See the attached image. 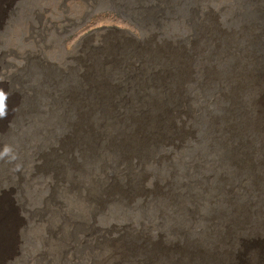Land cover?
Returning a JSON list of instances; mask_svg holds the SVG:
<instances>
[{"label":"rangeland","instance_id":"1","mask_svg":"<svg viewBox=\"0 0 264 264\" xmlns=\"http://www.w3.org/2000/svg\"><path fill=\"white\" fill-rule=\"evenodd\" d=\"M55 1L18 0L17 3H9V6L5 8L3 3L0 4V10L4 12L0 29V55L6 53L5 64L0 62V68L3 65H10L6 66V71L0 69V76L3 75L0 82H2L3 91L12 85L11 87L18 88L21 93L24 92L23 96L20 94L13 109L9 106L5 110L6 106L1 104L4 112L1 116L8 121L7 132L11 131L6 144L8 159L15 160L21 135L31 131L37 133L45 131L44 122L56 120L61 124L53 128L52 136H59L74 126L71 134L73 133L75 139H81V145L83 144L85 149L92 147L94 138L97 136L107 137L109 143L113 139L116 142L113 146H109L108 143L110 154L101 153L99 157L91 161L90 159L81 161L79 156L83 153L78 148L79 155L73 158L78 160L79 169L83 167L87 171L88 177L86 176V180H82V185H79L70 176L69 180L72 181H69L68 187H57V198L63 204V208L58 209L62 212L59 221L57 218L59 215L54 207L48 206L45 200H40L41 190L37 194L35 187L30 188L25 185L20 189L24 207H19L18 212L22 215L24 225L23 228L22 222L21 226L19 225L18 240L13 245V248L18 247V258L13 257L8 264L108 263L106 259L108 250L105 251L100 247L105 240L109 239V237L106 239L105 236L102 237L104 228H106L105 234L115 237L112 232H107L111 223L117 225L119 230L125 227L122 234L143 241L148 264L154 263L148 258L154 246H150L151 241L147 244L144 240L132 237L130 232L144 229L147 233L149 232L148 236L151 239L159 241L158 245L164 243L166 249L178 247L187 252L191 260L197 262L204 260L206 264H212L209 260L211 253L225 250L230 245L231 238H227V242H220V237L230 231L223 221L231 226L232 219H238L244 207L251 208L253 203L254 206L252 205L249 209L252 215L257 212L252 210L254 207L264 208V160H262L264 159L262 150L264 149V124H261L260 114L252 120L248 118L254 101L257 98L258 101L262 100L264 96V81L261 83L255 78V84L251 88L239 91L238 96L235 91L241 73L245 74L252 66L254 70L256 67L252 64L256 61L253 62L249 57V44L240 37L248 30L233 22L236 20L241 24L240 20L233 18L227 23L224 19L225 14L218 13L223 30V35H220L221 41L211 32L205 35L206 27L201 29L202 33L198 36L194 34L199 30H192L190 34L189 29L182 26L183 19L179 22L174 21V12L169 15L173 10L183 12L184 8L195 3L192 7L199 8L196 13L197 22L204 27L206 26L204 12L211 7L214 10L217 8L215 7L217 4L211 5L210 0H176V8L173 6V10L165 0L166 4L161 3L162 14L169 18L168 21L163 19V15L157 18V23L160 24L158 29H156L157 25L150 21L154 20L153 15L142 11L133 2L130 3L128 0L103 2L101 0L102 2L97 3L83 20H79V24H74L76 26H72L62 37L60 34L68 27L63 31L64 27H50L51 32L44 37V44L40 46L41 50L35 47L33 52H29V45L32 44L26 39L25 24L30 13L34 9L42 8ZM111 1L122 7L125 6V12L138 20L142 26L141 29L130 16L110 7L105 8ZM203 2L209 5L202 9L203 18H201L200 9L204 5ZM11 7L15 8L11 10L12 12L9 11ZM70 10L74 16L81 9L77 5ZM240 28V31L234 30ZM60 31L62 32L59 33ZM246 37L248 39L247 35ZM216 40L221 43H216ZM60 45L70 52H64ZM241 47L248 53L238 52ZM9 52H14L11 53L12 56H18V58L10 57ZM21 53L30 55L28 66L20 61ZM262 55L264 50L259 49L258 56ZM164 62L167 64L165 65ZM169 100L171 102L168 103ZM241 103L244 107L242 110L247 112V116L234 112L235 104L238 106ZM159 114L166 115V118L170 119V129L166 136L173 138L180 145L171 149L169 143L170 145L163 149L162 146L158 149L161 159L158 155L156 159L159 163L156 159L150 163V174L159 185L163 188L166 186L167 191L161 196L162 198L153 196L151 190H154V186L148 185L144 190V197L143 194L135 193L136 187L128 186L122 181V178H127L129 172L131 176L137 172L134 159L139 152L138 145L129 141L127 132H121L122 135L118 138V135L111 134L108 127H112L115 119L129 120ZM209 122H211V130ZM105 132L107 133L104 134ZM182 132L184 137L178 141L177 134ZM17 135L16 145L14 138ZM126 139L128 144L124 158L128 164H123L121 160L119 161V154L125 146ZM248 142H253L250 148L251 153L255 154L254 156L246 154L247 161H243L238 166L234 156L237 153L234 150ZM96 151L100 152L98 147ZM103 156L107 159H103L100 163ZM129 156L132 157L129 158ZM105 165L108 177L104 178L103 184L100 183L98 186L97 183H92L90 174L99 172L100 166ZM71 174H78V171ZM108 179H112L110 182H113L115 189H121L125 192L123 194L131 196L130 199L125 203L109 201V204L101 206L98 203L99 191L105 182L108 183ZM232 180H237L231 185V188L237 189L236 195L224 191ZM224 192L231 197L224 196ZM33 194V200H29ZM183 194H188L193 200L191 198L187 200ZM165 195L180 197L179 205H167L163 202V197H168ZM236 205L240 207L233 209ZM34 206L50 209L43 208L41 213L46 212L43 218L35 219L33 212L36 207ZM221 216L228 217L222 221ZM260 216L261 220H258L256 224L260 221L261 227L264 228V213ZM215 217L220 218V223ZM202 218L205 219L202 220ZM213 218L219 223L217 227L213 225ZM72 220L77 229L68 226V222ZM205 220L207 223L204 222ZM87 225L98 232L96 239L92 233H90L92 238L82 239L83 228L87 229ZM207 225L208 229L212 227L215 229L210 232L203 231ZM228 235L230 234L227 233L224 238ZM100 237L103 242L99 240V243L96 240ZM70 242L74 244L71 258L68 249ZM148 245L150 250L147 248ZM166 254L169 257L168 261L171 262L172 252ZM163 255L160 254V257ZM119 262L132 264L125 258Z\"/></svg>","mask_w":264,"mask_h":264},{"label":"bare ground","instance_id":"2","mask_svg":"<svg viewBox=\"0 0 264 264\" xmlns=\"http://www.w3.org/2000/svg\"><path fill=\"white\" fill-rule=\"evenodd\" d=\"M17 1L18 0H0V4L3 3L4 8H5V7L9 6V3L14 4V2L17 3ZM49 1H52V0H49ZM104 1H107V0H103V2ZM128 1L130 3L133 2L134 4H136V7L142 9V11L150 12L153 15L152 19H154V20H150V21L153 24L157 25L156 29H158L160 27L159 26L160 24L158 25V23H157L158 22L157 18H161V16L163 15L162 16V17H164L163 19H165V21H168L169 16L162 14L163 6L161 3H165V0H128ZM99 2H102V1L101 0H56L54 3L45 5L42 8L34 9L30 13L29 19L27 20V22L25 24L26 39L28 40V42L30 44H32V45H29V48H28L29 52H33L35 47L37 49H39V51L41 50L40 46L42 44H44V37L47 35L48 32H51L49 30L50 27H52V26H54V27L60 26L61 28L64 27L62 29V31L68 27L65 31L59 32V33L62 32L60 34V37H62V35L66 31H68L70 28H72V26L75 27L77 24H79L80 21L83 20V18L86 17V15L91 10H93L92 8ZM166 2H167V5H169V7H171V10H173L172 9L173 6H174V8H176V6H175V4H177L176 0H166ZM210 3H211V5L217 4V6H215L217 8L214 10V8L211 7L207 11L204 12L203 17L206 18V22H205L206 26L204 25V27L199 25L197 22L196 13H198L197 11H199V8L198 7H194V8L192 7L195 5V3H194V5L193 4L188 5L186 8L183 9V12L182 11L176 12L177 10H173L169 13V15L174 12V15H173L174 21L179 22L181 19H183L184 25H182V26L188 28L190 31V34H191L192 30H199L194 34L195 36H198L199 34L202 33L201 29L206 27L207 29L204 32L205 35H208L211 32V34L216 36V38L218 40H221V41H222V38L220 37V35H223V30H222L221 25H220L222 23L219 22V19H218V13L225 14L224 19L226 22L228 20L234 18V19H238L242 23H244L243 25H241L242 23L240 24L236 20H233V22L235 24H237L238 26H243L242 27L243 29L245 28L248 30L246 34L241 35L240 37L242 38V40L245 39L247 41V43L249 44V46H248V50L250 52L249 57L252 58L253 62L256 61V62L252 63L256 67H255V70H254V68L252 69V67H253L252 66L251 69L249 71H247L245 74H244V72L241 73L242 75H240L238 84L235 86V91H236L237 96H238L239 91L242 92L243 89L251 88L252 85L255 84L254 83L255 78H257L261 83H263V81H264V55L258 56V50L259 49L264 50V0H210ZM77 5L80 6L81 10L73 16V14H71L72 10H70V9H72L74 6H77ZM208 5L209 4L204 3V5L200 9V15H201L202 9ZM109 7H110V9L113 8L115 10H118L122 14H126V15L130 16L131 19L134 22H136L139 25V28L141 29L142 26L139 24L138 20L133 15L127 14L125 12V9H126V8H124L125 6L122 7V6H120V4H117L113 1H111V2H108V4H106L105 8H109ZM12 9L14 10L15 8L11 7V9L9 11H11ZM227 14H229V16ZM78 15L79 16L82 15V16L79 17ZM3 16H4V12H2L0 10V29L2 27L1 26V23H2L1 19ZM75 16H78V17L74 18ZM200 17L203 18L202 15ZM146 21L148 22V20H146ZM74 24H76V25H74ZM231 26H232V24H231ZM234 30L240 31L241 28L239 30H237V29H234ZM243 32H245V31H243ZM246 35L248 36V39H247ZM60 37H59V39H60ZM59 39H58V44H59ZM218 40H216V43L220 42ZM193 41H191V43ZM231 44H230V46H231ZM60 47L62 48V50L64 52L67 51L61 45H60ZM232 51H233V49H232ZM241 51H245L246 53H248L247 50L245 48H242V47L240 48V50L238 52H241ZM69 52L70 51H67V53H69ZM11 53H14V52L8 53V55H10V57H12V58L17 57L18 58V56H15V57L12 56ZM247 55H249V54H247ZM5 57H6V53H2L0 55V62H2L3 64H5ZM20 57H21V59L19 58L20 61L25 66H28L29 65L28 58L30 57V55H27L26 53H21ZM136 60L139 61L138 59H136ZM166 64L167 63H165V65ZM6 66L9 67L10 65L9 66L3 65L1 68L5 69V71H6ZM243 66H242V68H243ZM2 77H3V75L0 76V79ZM230 81H231V78H230ZM3 85H5V84H3ZM258 85H260V84H258ZM11 86H8L6 89L4 88L5 90L3 91L2 82H0V136H1L0 138H2V140H4L6 142V143H3V141L0 140V264H8L12 260L13 257L18 258V256H17L18 247L13 248V245L15 244V241L17 242V240H18V237H17L18 231H19L18 228L21 226L20 225L21 222H22V226H21L22 228L24 225L23 219H21L22 215L18 212L19 207H22V208L24 207L23 199L20 197V189L25 185V186H29L30 188L35 187L37 194L41 190L42 193H40L41 194L40 200H45L47 202L48 206L54 207V209L57 211V214L59 215L57 217L58 221H59L62 212H59L58 209L63 208V204H62V201L57 198V194H56L57 193V191H56L57 187L58 186L59 187L62 186L63 188L68 187L67 185L69 184V181L71 180V179L69 180L70 176L79 185H82V180H84V181L86 180L87 171L83 167L79 169L78 160L73 158V156L76 157L79 155V153L77 152L78 148L83 153L82 155L80 154L81 156H79L81 161H84V160L89 161V159L91 161L95 157L96 158L99 157L101 153L110 154V152H111L110 149H109L110 151L108 150V143H109L108 139H106L107 137L103 138L102 137L103 135L95 137L94 138L95 142L92 145V147H89V149H85L83 144L81 145V142H82L81 139L80 138L75 139L73 136V133L71 134V130H73L74 126L70 127L69 130L67 129L64 133H62L59 136L58 135L52 136L51 133H52L53 128H55L61 124L60 121L56 120V121H51V122H44V124L46 126L45 131H40L38 133L36 131H31L26 135H21V137L19 139V149H18V152L16 154V158L13 161L9 160L6 144H7L8 139L11 136V131L7 132L8 127L6 125H7L8 121L6 120V118L2 117L4 112H3V107L1 106V104H4L6 106L5 107L6 109L4 108L5 110H7L9 106H10V109H13L14 105L19 100L20 94H22V96L24 95L23 94L24 92L21 93V91L18 88H16V87L13 88ZM233 86H234V84H233ZM3 92H4V94H3ZM216 96H218V95H216ZM253 97H254V95H253ZM261 99L262 100L258 101V98H257L254 101L253 108L251 109V112H250V115H248L249 116L248 118H250L249 120H252V118L254 119L258 116L257 114H260V117L262 120V122L261 121L260 122H261V124H264V96ZM167 102L169 103L171 101L169 100ZM142 106L140 108H142ZM148 107L150 108L151 106H148ZM242 108H244L242 106V103H241V105H238V106L235 104V109H234L235 111L234 112L238 113V114L240 113V115H242V116H243V114L247 116V112L243 111L244 109L242 110ZM243 112H245V113H243ZM212 118H215V117H212ZM111 121H113V120H111ZM145 122H148V124L147 123L145 124ZM236 122H238V121H236ZM218 125L219 124H217V126ZM81 126H83V125H81ZM261 127H262V125H261ZM108 128H109L111 134L114 136L118 135V138H119V136L122 135L121 132H124V131H125V133L127 132L126 134H128V136H129V139H130L129 141L136 143L139 147V152H138V154L136 153L137 155H136V158L134 159V163H136V171L137 172L134 173V176H131L132 174L130 175V172H129L127 178H122V181L128 186L136 187L135 193L138 192L139 194H143L144 197H145L144 190L147 188L148 185H150L151 187H152V185L154 186V190L153 191L151 190L153 196H160V197L163 196V194L167 191L165 189L166 186H165V188H163L161 185H159L156 182L155 178L152 177L150 174L151 169L149 166H150V163H152L154 159L158 158V155H159V158L161 159L160 152H158V149L161 146L163 149V147L171 144L170 148L174 149V147H176L177 145L178 146L180 145L178 142L173 140V138L166 136V134L168 133V130L170 129V119H167L166 115L162 116V114L154 115V116H148V117H140L137 119H129V120L115 119L114 122L112 123V127L109 126ZM209 129L211 130V122H209ZM214 129H215V126L213 124V130ZM100 130H103V129H100ZM87 131H89V129ZM106 133L107 132H105L104 134H106ZM224 133H226V132H224ZM227 134H225V135H227ZM177 135H178L177 136L178 141H181L182 138L184 137L183 132L181 134H177ZM186 137H187V135H186ZM14 140H15V144L17 145L18 135L14 138ZM115 142H116V140H114V139L110 140L109 146L115 145L114 144ZM121 142H123V141H121ZM183 142H185V140ZM124 143H125L124 148L121 150V152L119 151L120 154L118 153L119 154V161L121 160L123 162V164H128L126 161V158H124V157H126V156H124V153H125V148L127 149V146H126L128 144L127 139L125 140ZM228 144H225V145L227 146ZM250 146H253V142L252 143L248 142V144H242L239 149L235 148L234 151L237 153V155L234 154V156H235V160H236L238 166L243 161H247L245 159L246 154L247 155L252 154ZM87 147H88V145L86 146V148ZM96 147L99 148V151H100L99 153L96 151ZM262 150L264 152V149H262ZM155 153H157V155H154ZM254 154H252V156H254ZM79 157H77V158H79ZM130 157H132V156H129V158ZM103 159H107V158L104 156L101 157L100 163L103 161ZM163 159H164V157L162 158V160ZM162 160H160V161H162ZM254 160L256 161L255 158H254ZM262 160H264V159H262ZM217 161H219V160H217ZM156 162H158V160ZM79 164H80V162H79ZM123 164H121V165H123ZM88 167H90V166H88ZM100 167H101V169L99 172H92V174H90V178H91L90 181L92 183L93 182L97 183L98 186H100V183H102V181H104L105 177H108L107 166L105 165V166H100ZM225 168H227V167H224V169ZM108 169H110V168H108ZM77 171H78V174H71V173H77ZM63 173H67V174H63ZM111 180L112 179H108L107 180L108 183L106 184V182H105V185H103L102 188H100L101 190L99 191V201H98V199H97V201L101 206L109 204V201L110 202H118L119 201L121 203H125L131 197L129 195L123 194V192H124L123 190L115 189L113 182H110ZM236 182H237V180H234V181L232 180V182L230 184H228V186L225 188L224 191H228L229 193L236 195L238 193L237 189L231 188L232 183L235 184ZM84 190H85V188H84ZM70 191H72V190H70ZM81 192H83V191H81ZM133 193H132V195H133ZM93 194H94V192H93ZM173 194H175V193H173ZM223 195L226 197L229 196V198L231 197V195L228 194L227 192H224ZM33 196H34V194L30 196L29 200H33ZM165 196H168V195H165ZM139 197H141V196H139ZM183 197H185L187 200H190V198H191L188 194L187 195L183 194ZM77 198H79V197H77ZM69 199H70V196H69ZM191 199L193 200V198H191ZM180 200H181L180 197H178L177 195L163 197V202L167 203V205L168 204H170V205L178 204L180 202ZM247 200H249V199H247ZM190 202H192V201H190ZM251 203H253V202H251ZM253 204H251V208H252ZM185 206H187V205H185ZM34 207H36V206H34ZM238 207H240V206L236 205L233 207V209H236ZM43 208H45V207H36V210L33 212L35 219H37V218L42 219L43 218V215L46 213V212L41 213ZM251 208H249L247 206L244 207V209L242 208L243 210L240 208L242 210V212H241L238 219H236V220L232 219V221L230 222L231 226H228L226 221H223V220H226L228 216L227 217L221 216L223 224L230 229V231L227 232L230 235H228L226 238H224V237L227 233L225 235L221 236L220 242H222V241L227 242V240H226L227 238H231V241L229 242L230 245L228 246L227 249H225V250L220 249L221 251H215L214 253H211V255L209 256V260L211 261L212 264H264V228L261 227L262 225H260V223H261L260 221L258 224H256L258 220H261L260 215L262 213H264V208H262L260 206L254 207L252 210L257 211L255 215H252L251 211L249 210ZM47 209H50V208L46 207L45 210H47ZM187 210H189V209H187ZM215 218L220 223V218L219 217H215ZM204 219L205 218H202V220H204ZM73 221L74 220L69 221L68 226L69 227L73 226L75 229H77L78 227L75 225V223ZM204 222L207 223V220H205ZM213 222H214L213 225H215V227H217L219 223L217 221H215L214 218H213ZM87 226H88L87 229L83 228L82 239L92 238L90 233L94 234L93 236L96 239L98 232H95L94 229H92L89 225H87ZM109 226H110V228L107 230V232H112L116 238L113 236L111 237V236H108L107 234H105L106 228H104L103 229L104 235L103 236L101 235V236L103 238L105 236V239L107 237H109V239H107L103 242V239H101V237H100L98 240H96L97 242H99V240H101L103 242V246L102 247L99 246L101 249H104L105 251L108 250V253L106 254V259H107L108 263H105V264H125V263L119 262L123 258H125L126 261L132 262V264H143V263L148 264L147 257L144 254V249H143L144 243H143V241L132 239L130 236L128 237V236L122 234L125 231V227L123 230L121 229L122 230L121 231L118 229V226L115 224L111 223ZM259 226H260V229H259ZM22 228H21V230H22ZM214 229H215L214 227L208 229V225H207V227L203 231L210 232V231H213ZM148 233L146 231H144V229L143 230L139 229V230H136V232H130L129 234L134 238L144 240L147 244H148V242L151 241L150 246H154V248L151 250L150 256L148 258H149V260L154 261V263H152V264H206L204 260L200 261V262L191 260L192 258L189 257L190 255L188 256L187 252L178 249V247H173V249H169V248L166 249L164 246V243H160L158 245L159 241L151 239L148 236ZM147 248H148V250H150L149 245ZM215 248H217V246ZM68 249H69V256L71 258L73 256L72 253L74 251V244L72 242L69 243ZM191 250H193V249H191ZM167 252H172V261L171 262L168 261L169 257H167V254H166ZM163 253L165 255H163ZM160 254L163 255V257H160ZM198 256L200 257V255H198ZM61 258H62V254H61ZM160 259H161V261H160ZM162 261H164V263Z\"/></svg>","mask_w":264,"mask_h":264}]
</instances>
